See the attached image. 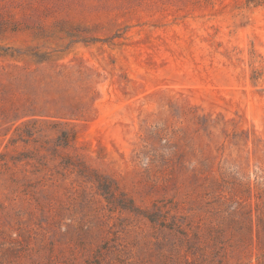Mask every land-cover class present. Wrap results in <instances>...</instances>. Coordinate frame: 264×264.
Here are the masks:
<instances>
[{
  "label": "rangeland",
  "instance_id": "rangeland-1",
  "mask_svg": "<svg viewBox=\"0 0 264 264\" xmlns=\"http://www.w3.org/2000/svg\"><path fill=\"white\" fill-rule=\"evenodd\" d=\"M0 264H264V0H0Z\"/></svg>",
  "mask_w": 264,
  "mask_h": 264
}]
</instances>
